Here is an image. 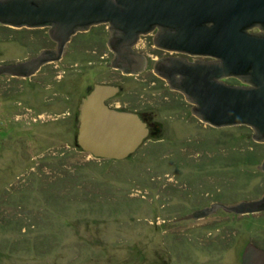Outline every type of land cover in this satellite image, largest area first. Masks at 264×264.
Instances as JSON below:
<instances>
[{
	"label": "rangeland",
	"instance_id": "1",
	"mask_svg": "<svg viewBox=\"0 0 264 264\" xmlns=\"http://www.w3.org/2000/svg\"><path fill=\"white\" fill-rule=\"evenodd\" d=\"M32 32H0V65L56 49L48 29ZM109 37L93 26L34 76H0V264H243L247 244L264 250V212L215 206L264 195V143L248 126L196 118L153 73L161 51L151 35L135 47L147 71L109 69ZM93 82L120 87L106 104L152 114L160 134L122 160L85 152L78 109ZM198 210L207 215L185 219Z\"/></svg>",
	"mask_w": 264,
	"mask_h": 264
},
{
	"label": "water",
	"instance_id": "2",
	"mask_svg": "<svg viewBox=\"0 0 264 264\" xmlns=\"http://www.w3.org/2000/svg\"><path fill=\"white\" fill-rule=\"evenodd\" d=\"M0 25L46 28L56 43V49L29 60L0 65V76L20 78L61 60L77 33L97 25H107L111 33L108 48L114 59L109 69L139 75L147 59L134 48L141 36L156 32V48L201 58H165L154 66L155 75L192 105V114L215 128L248 126L253 139L264 143V0H0ZM228 78L242 85L228 84ZM118 92L117 87L96 84L81 102L76 141L96 158L125 159L149 137L148 120L106 104ZM260 168L264 170V161ZM223 207L236 214L264 212V195ZM242 261L264 264V250L249 243Z\"/></svg>",
	"mask_w": 264,
	"mask_h": 264
},
{
	"label": "flooded vegetation",
	"instance_id": "3",
	"mask_svg": "<svg viewBox=\"0 0 264 264\" xmlns=\"http://www.w3.org/2000/svg\"><path fill=\"white\" fill-rule=\"evenodd\" d=\"M258 30L257 29H254V30H251V32H257ZM156 32H154L153 34H150L152 36V39L154 38V35H155ZM110 36H111V33H110ZM149 36V35H147ZM110 38V37H109ZM109 40V39H108ZM108 44V42H107ZM138 44V43H137ZM154 44V43H153ZM136 47V46H135ZM155 47V46H154ZM156 48V47H155ZM135 49V48H134ZM157 50H160L161 51V56L155 60L154 64H153V73H154V66L156 64L157 61L161 60V59H165V58H184L190 62H194L195 60L197 59H201L199 57H193V56H189V55H185V54H180V53H176V52H170V51H165V50H161V49H158L156 48ZM136 51V50H135ZM138 52V51H137ZM140 53V52H139ZM142 54V53H141ZM146 59H147V62H146V67L144 69L143 72L147 71V68L149 66V63H150V58L148 56H146ZM204 60H207L205 58H203ZM121 72V71H120ZM142 72V73H143ZM122 73V72H121ZM140 73V74H142ZM123 74V73H122ZM125 75V74H123ZM126 76H130V75H126ZM157 76V75H156ZM160 78V77H159ZM162 79V78H161ZM164 80V79H162ZM165 81V80H164ZM228 84H231V85H242V82L236 78H228L225 80ZM97 83L93 82L92 84L91 83H88L86 84V86H84L83 90H82V95H81V98H80V104H79V108H80V105H81V102L84 98H86L94 89L95 85ZM104 85V84H103ZM169 88V86H168ZM170 89V88H169ZM171 90V89H170ZM122 91V89L119 87V93ZM173 91V90H171ZM175 92H178V91H175ZM117 93L115 96L109 98L106 103L110 102L111 100L117 98L118 94ZM180 93V92H179ZM182 94V93H181ZM78 113H79V109H78ZM79 115V114H78ZM142 119L144 120H148L147 122V127L149 129V138L150 137H156V135L160 134L161 130H160V127H161V124L157 123L154 121L153 119V115L152 114H146L144 113V115H139ZM246 202V201H244ZM239 203H242V202H239ZM238 204V203H236ZM216 208H223V205L222 204H218L215 206ZM225 210V209H224ZM200 211V210H198ZM234 213V212H233ZM253 244V243H252ZM258 247V246H257ZM260 248V247H259ZM243 255V254H242Z\"/></svg>",
	"mask_w": 264,
	"mask_h": 264
},
{
	"label": "trees",
	"instance_id": "4",
	"mask_svg": "<svg viewBox=\"0 0 264 264\" xmlns=\"http://www.w3.org/2000/svg\"><path fill=\"white\" fill-rule=\"evenodd\" d=\"M37 30L38 29H26V28L14 29V28H11V27H8V26L0 25V32L3 33L4 35H7L8 37L10 35H12V34H15V33H31L32 31L34 32V31H37ZM77 129L78 128L76 127V130ZM65 181H68V178H66ZM73 181L78 183V179L77 178H75V180H73ZM81 181H83V180L80 179V182Z\"/></svg>",
	"mask_w": 264,
	"mask_h": 264
}]
</instances>
